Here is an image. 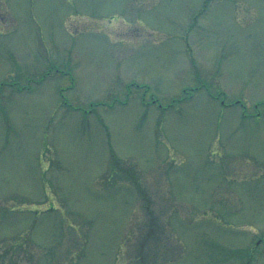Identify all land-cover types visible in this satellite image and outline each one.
I'll use <instances>...</instances> for the list:
<instances>
[{"label":"rangeland","instance_id":"1","mask_svg":"<svg viewBox=\"0 0 264 264\" xmlns=\"http://www.w3.org/2000/svg\"><path fill=\"white\" fill-rule=\"evenodd\" d=\"M0 264H264V0H0Z\"/></svg>","mask_w":264,"mask_h":264}]
</instances>
